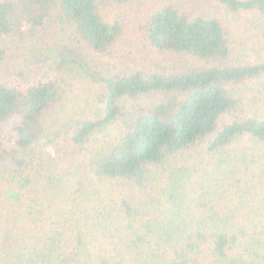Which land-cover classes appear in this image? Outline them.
<instances>
[{"label":"trees","instance_id":"1","mask_svg":"<svg viewBox=\"0 0 264 264\" xmlns=\"http://www.w3.org/2000/svg\"><path fill=\"white\" fill-rule=\"evenodd\" d=\"M128 1L0 0V264H264V55L232 62L217 15L164 1L153 68L113 72ZM72 72L104 87L93 118L65 117Z\"/></svg>","mask_w":264,"mask_h":264},{"label":"rangeland","instance_id":"2","mask_svg":"<svg viewBox=\"0 0 264 264\" xmlns=\"http://www.w3.org/2000/svg\"><path fill=\"white\" fill-rule=\"evenodd\" d=\"M164 1H173L182 4L189 9H197L207 14L217 15L227 31L232 48V62H255L264 55V18L253 12L225 11L213 0H129L121 5L114 6L110 10V15L114 19H119L121 32L116 41L111 58L108 57L111 70L113 72L142 70L148 71L153 68L148 56L143 33L144 26L151 10ZM59 40L47 42V47L51 49V55L59 53L57 49L61 46ZM55 44V45H54ZM39 46V50H34L36 55L35 67H39L37 62L41 55H45L44 47ZM26 56L20 58V63L33 66V50L27 48ZM45 57H47L45 55ZM38 63V64H37ZM41 70V69H40ZM70 81L60 106L67 112L65 117L77 118L79 115L93 118L101 110L104 87L95 80L82 77L77 72L69 75ZM248 113L260 114V110L248 109ZM64 117H61L63 119ZM106 134V132H104ZM201 149H198L200 151ZM196 154V152L194 151Z\"/></svg>","mask_w":264,"mask_h":264}]
</instances>
